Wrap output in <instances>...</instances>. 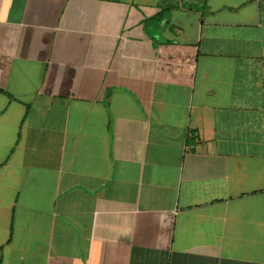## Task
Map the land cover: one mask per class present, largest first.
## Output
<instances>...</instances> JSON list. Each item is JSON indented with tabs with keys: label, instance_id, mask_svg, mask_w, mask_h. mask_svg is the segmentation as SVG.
Segmentation results:
<instances>
[{
	"label": "crops",
	"instance_id": "0c3cea01",
	"mask_svg": "<svg viewBox=\"0 0 264 264\" xmlns=\"http://www.w3.org/2000/svg\"><path fill=\"white\" fill-rule=\"evenodd\" d=\"M0 264H264V0H0Z\"/></svg>",
	"mask_w": 264,
	"mask_h": 264
}]
</instances>
